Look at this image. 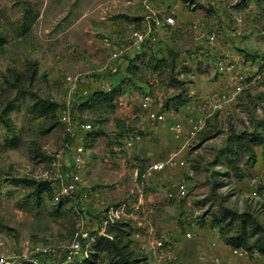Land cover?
Listing matches in <instances>:
<instances>
[{"label": "rangeland", "instance_id": "obj_1", "mask_svg": "<svg viewBox=\"0 0 264 264\" xmlns=\"http://www.w3.org/2000/svg\"><path fill=\"white\" fill-rule=\"evenodd\" d=\"M126 1L0 0V109L7 99L12 100L11 129L0 118V254L13 259L24 243L67 244L77 232L98 228L108 205L127 202L139 208L133 217L120 220L123 240L145 256V264L151 262L139 248L141 238L147 233L180 237L188 220L195 226L192 236L182 239L178 264H207L213 256H220L226 264H264V254L259 251L246 249L244 257L226 243L241 218L248 228L253 222L264 225V86L242 93L211 116L201 131L190 133L189 118L196 114L191 105L214 88L208 84L215 74L213 52L194 39L188 24L195 19L211 20L213 9L197 2L188 8L182 0H150L156 7L178 5L179 26L157 34L158 47L165 54L169 48L176 52V68L169 71L161 63L153 67L155 61L148 54L155 49L139 50L136 86L123 84L126 90L114 99L113 109L105 106L100 111L81 105L85 95L109 76L107 63L112 60L103 39L121 42L139 26L140 14L130 11ZM137 1L133 3L142 6ZM263 1L240 0L232 6L240 10L244 22V33L239 35L244 45L239 41L236 48L251 59L264 51L258 36L264 20ZM100 2L127 4L112 7L106 22L93 25L91 12ZM225 13L231 17L229 11ZM130 19L135 23L129 25ZM113 26L117 28L114 32L110 31ZM184 59L187 66L182 65ZM123 62H116V67ZM33 67L35 75L29 80ZM12 70L21 74L20 89L10 86ZM68 75L76 77L74 90L68 87ZM148 92L154 108L165 109L163 119H142L140 100ZM180 95L187 98L184 105H189L176 109ZM37 97H49L58 104V123L51 129L47 127L53 117L32 112ZM169 103L173 105L166 108ZM66 109L71 121L91 126L84 142L83 184L71 197L58 194L51 167L62 149L60 161L70 164L69 149L64 146L70 142L73 146L75 140L64 130ZM176 123H180L179 138L172 129ZM132 131L142 132L143 139L129 151L122 141ZM172 150L176 151L175 163L147 174L152 162L164 159ZM31 176L50 181V190L40 201L21 182ZM179 180L185 182L187 192L176 201L167 192ZM225 209L230 214L216 223ZM99 264L110 263L102 258Z\"/></svg>", "mask_w": 264, "mask_h": 264}, {"label": "built area", "instance_id": "obj_2", "mask_svg": "<svg viewBox=\"0 0 264 264\" xmlns=\"http://www.w3.org/2000/svg\"><path fill=\"white\" fill-rule=\"evenodd\" d=\"M178 1V0H177ZM210 7L214 11L211 20H203L198 27L195 23L188 26V29L198 33L202 38L206 48H209L214 54L213 69L217 74L224 76L225 80L220 87L211 89L203 93L194 101L193 109L195 116L190 119V133L195 134L201 131L207 120L216 112L222 111L228 104L237 100L244 92H252L259 86H264V51L254 59L245 56L244 52L236 48L235 43L239 35L243 34V17L238 9L233 7L240 0H191ZM132 4L134 0H127ZM143 7V13L139 19V26L121 42H112L104 38L105 45L110 49V59L108 62V71H116V62L126 60L137 52L148 47H153L158 56H165L163 48L158 47V33L162 31H171L179 26L177 4L172 6L165 5L156 7L150 0H138ZM187 6L188 8H191ZM233 6V7H232ZM264 14V1L262 3ZM225 11L231 13V17H226ZM226 16H225V15ZM225 16V17H224ZM135 22L132 21V24ZM258 36L264 44V20L259 28ZM68 87L74 90L77 83L75 76H66ZM112 81L110 77L104 78L99 82L95 90L110 91ZM140 110L142 119L154 122L165 117V109L158 110L154 108L151 94H143L140 100ZM62 119L65 123V132L74 138V143H65V148L69 149L70 164L60 161V157L65 149L58 152L51 162L54 178L57 180V192L60 195L72 196L83 184L81 170L85 165V136L90 131L91 126L84 121H71L69 110H63ZM180 124L176 123L172 129L175 130V137L179 138ZM143 139L140 131L127 133L123 138V147L126 150H132ZM175 150H172L167 157L154 161L147 169V174L153 171L163 170L168 164L175 163ZM67 165V169L64 166ZM187 192L186 184L179 180L168 190L167 197L179 201ZM81 200V197H79ZM139 208L138 204H128L120 202L116 205H108L101 224L95 230L88 233L85 231L77 232L71 242L67 244H28L21 245L20 253L13 259H7L0 254V264H68L73 262L86 261L93 247L100 237L112 239V233L107 227L113 225L116 221L133 217V213ZM187 229L183 230L180 237L168 235L145 234L139 242V248L145 252L151 264H178L180 259V248L182 239H189L192 236V228L195 223L191 220L187 222ZM234 253L240 256H246L247 250L236 247ZM207 264H226L220 256H213Z\"/></svg>", "mask_w": 264, "mask_h": 264}, {"label": "trees", "instance_id": "obj_3", "mask_svg": "<svg viewBox=\"0 0 264 264\" xmlns=\"http://www.w3.org/2000/svg\"><path fill=\"white\" fill-rule=\"evenodd\" d=\"M186 6H190L191 0H182ZM140 19V18H139ZM138 19V23H139ZM148 56L151 60L155 61L153 67H156L161 63L169 71H174L176 68V58L177 54L172 48L168 49V53L165 56H158L156 51L150 52ZM136 57L138 54H135L132 57H127L126 63L123 69L120 66L116 71L109 73V77L112 81V88L110 91H101V90H91L85 95V98L81 105L87 106L90 108H97L100 111L104 109L105 106L113 109L114 99L126 89L124 85L136 86L134 79L138 80V68L135 64ZM35 66V63L32 64ZM14 75L13 81L10 82V86L13 88L20 89L21 84V74L12 70ZM35 75V67L31 68V71L28 75L29 80H32ZM180 83V82H179ZM184 83V82H181ZM124 84V85H123ZM129 87H126L129 89ZM249 93V92H247ZM181 96V95H180ZM178 96V100L174 104L177 109L179 106H182L186 103L187 98ZM173 104H165L166 108H170ZM58 108L57 102L51 100L49 97H37L32 105V112H36L39 116L53 117L54 121L49 123L47 130L51 129L55 124H57L55 112ZM12 109V100L7 99L3 106L0 109V118L7 130L11 129V122L9 117V112ZM264 123V121L262 122ZM254 133V129L252 130ZM122 132L119 136H122ZM88 137V132L85 136V139ZM253 137V136H252ZM250 150V148H249ZM23 184L30 186L32 188V194L34 195L37 201H40L41 196L50 190V181L47 179H37L34 177H25L21 180ZM227 214H230L228 209H225V213L222 214L221 220H215L216 223H220L222 220H225ZM234 215V213H231ZM242 217L241 215L239 216ZM120 221H116L113 225L107 227V230L112 233V239H107L104 237L98 238L96 241L93 251L90 253L89 258L84 262H73L71 264H99L102 258H106L110 264H145V256H141L139 252H136L134 248L129 247V243L123 240L122 228L120 226ZM230 225L231 222L226 223ZM246 219L241 218L237 228H235L234 234L231 237H226V243L232 245L233 247L244 246L245 250L252 252L257 250L260 253L264 254V225L258 222H253L251 227H247ZM250 230V232H248ZM249 234V235H248ZM250 237H255L254 241L249 242ZM70 264V263H69Z\"/></svg>", "mask_w": 264, "mask_h": 264}, {"label": "crops", "instance_id": "obj_4", "mask_svg": "<svg viewBox=\"0 0 264 264\" xmlns=\"http://www.w3.org/2000/svg\"><path fill=\"white\" fill-rule=\"evenodd\" d=\"M127 3H124V2H120L119 4L118 3H112V2H100V3H97L96 5H95V7L92 9V12H91V14H93L92 15V23H93V25L94 24H97V25H100V24H103L104 22H106L105 20H106V16L109 14V12L108 11H110V9L113 7H117V9L118 8H122V7H125V5H126ZM128 9H130V11H136V13L137 14H140V15H138L139 17L141 16V14L143 13V7L142 6H140L139 4H134V3H132V4H128L127 6H126ZM180 8V7H179ZM183 12H185V11H183ZM178 15H179V11H178ZM189 18V17H188ZM132 21L133 20H131L130 19V21H129V25H132ZM201 22H202V20H200V19H195V20H193L190 24H188V26L189 25H191V24H196L198 27L200 26V24H201ZM102 26V25H101ZM83 29V28H82ZM116 26L114 27H112L111 29H110V31H116ZM189 30H191V31H189V32H191V34H193L192 36L194 37V39H196V40H201V42H203V46H205V44H204V41H203V39L202 38H199L198 37V33L197 32H194V30H192V29H189ZM91 32H92V29H91ZM239 41H240V43H242V45H244L243 43H244V41L242 40V38H239L238 37V39L236 40V43H235V46L239 43ZM201 46V45H200ZM262 48H263V46H262ZM124 63H126V60H124V62L121 64L122 65V67H124L125 66V64ZM182 65H185V66H187L188 65V61L187 60H183L182 61ZM121 67V68H122ZM214 70V69H213ZM213 74H215V79L212 81V82H210L208 85L209 86H213L214 88H212V89H215L216 87L218 88V87H220V85L221 84H223V82H224V80H225V77L224 76H221V75H219V74H217L216 72H213ZM203 76V75H202ZM194 74H192L191 75V79H194ZM191 93H192V90H190L189 91V93H188V96H190L191 95ZM189 104H187L186 106H188ZM185 105H182L181 107L182 108H185L186 107ZM180 124V123H179ZM157 161V160H156ZM153 163V162H152ZM97 199V198H96ZM97 204V202L95 203V205ZM181 252H182V248H181ZM182 254V253H181Z\"/></svg>", "mask_w": 264, "mask_h": 264}]
</instances>
